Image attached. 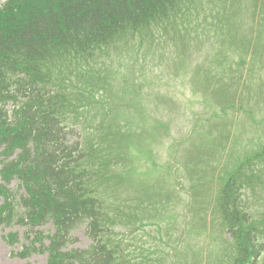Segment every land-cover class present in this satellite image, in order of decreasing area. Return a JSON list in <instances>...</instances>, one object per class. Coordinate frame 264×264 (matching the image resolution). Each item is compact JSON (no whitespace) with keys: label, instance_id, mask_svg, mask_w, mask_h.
I'll list each match as a JSON object with an SVG mask.
<instances>
[{"label":"trees","instance_id":"trees-1","mask_svg":"<svg viewBox=\"0 0 264 264\" xmlns=\"http://www.w3.org/2000/svg\"><path fill=\"white\" fill-rule=\"evenodd\" d=\"M193 1L61 0L56 14L27 20L30 11L26 3L17 11L13 6L0 9V120L6 116L3 100L5 94L9 95L11 79L28 71L27 82L23 76L16 86L23 89L21 97L28 99L23 114L29 121L12 124L16 126L10 135L13 138L0 128L5 150H21L15 163L4 166L2 175L6 179L14 176L26 184L31 201H35L34 214L62 229L52 241L50 264H125L126 252L107 234L119 214L110 217L91 184L94 173L83 164L91 162L93 150L81 130L67 128L68 118L76 114L81 98L78 92L101 98L105 83L120 75L117 58L129 54L146 34L173 24ZM49 65L66 71L55 81ZM74 136L79 139L74 140ZM103 139L111 141L106 136ZM108 143L113 145V141ZM3 190L0 187V194L8 202L5 210L12 209V192ZM24 203L28 205L29 200L26 198ZM232 215L235 221L239 219L238 213ZM83 224H88L89 237L94 241L90 249L73 256L61 254L70 230ZM238 239L240 253L235 264H245L247 253L242 238ZM56 252L65 259L59 261Z\"/></svg>","mask_w":264,"mask_h":264},{"label":"rangeland","instance_id":"rangeland-1","mask_svg":"<svg viewBox=\"0 0 264 264\" xmlns=\"http://www.w3.org/2000/svg\"><path fill=\"white\" fill-rule=\"evenodd\" d=\"M4 2H6V0H0V4H3ZM50 2L54 3L55 0H50ZM203 2H205L203 9L196 6L191 7L190 11L186 9L178 18L179 21L176 24L178 33L185 36L189 42L191 40L203 38L213 39L216 36L215 22L217 21L219 8H225L226 13L228 14L227 18L230 21V24L225 27L230 29V27L234 25L233 31H235L238 24H234L235 21L231 17L233 13L241 15L242 18L244 13L243 7L245 4L246 8L251 9V15H255L256 9H258V7L255 9L254 3L256 5L261 4L259 8H263L264 6V0H202V3ZM262 13H260V16L257 17L256 20L262 17ZM245 33L247 35L248 31L246 30ZM261 36V44L264 45V31H261ZM155 42L156 43H152L153 52L142 57V60L156 64L160 68L153 67L151 70H148L147 72L143 71L142 73L137 70V74L139 75L137 86L139 87L141 97H139L135 103H132V106L133 108H137L139 118H147L149 116L148 113H150L158 122L169 121V123L165 130L163 128H158L161 132V144L157 143L159 142L160 134L154 133L149 138V141H147V145H139L140 149L143 151L152 150L148 156L143 155L142 152L138 150L135 152L137 156L136 163L142 167L141 171L153 168L158 163V167L156 168L158 172L153 169L152 178L141 174L140 179H137L136 177L131 179L134 184H139L142 181L146 182L148 184L147 192L152 190L159 181L166 179V186L173 193V198L170 201V209L168 210L171 215L155 217L156 224H159L161 228L145 226L146 228L141 232V236H146L147 239L139 243L143 245L144 248H152L153 258L156 256L161 258V261L157 264L166 263L163 260L162 254L171 252L176 246L178 247L176 258V262H178L177 264L187 263L186 259L188 257L190 258V264L194 261H196V264H221V262L228 261L225 254H231L232 250L229 243V241L231 242L230 237L220 229L217 217L212 213L214 206L217 204V196L212 197L214 193H211L206 190L205 187L202 188L200 186H197L200 188L199 191L186 196L184 192H194L196 185L195 183L193 186L189 185L188 182L190 179L188 174L184 172L183 167H181V171L183 170L182 172L178 170L176 171V179L172 177L171 181H169V178L164 176L168 174V171L171 172L170 168L173 170L174 165H176L174 157L177 155L181 147L180 144L176 147L170 146L172 140L175 138H181V136L188 131L187 129L193 123V118L196 113H203V115L208 116L210 110L206 105L195 101L196 99L188 87L183 86L182 88H179L172 82V77L164 76V74H167L165 72L167 69L158 63L161 62L160 53L162 51L166 53H176V50L171 48V38H168L165 32L159 31L155 37ZM180 46L182 45L180 44ZM232 50L235 51V53L232 54ZM236 52V47L232 45L229 50V57L231 59L234 58ZM217 60V56H213L209 60H201L194 63L193 69H200L207 65L215 64ZM143 63L144 62L141 61V64ZM230 66H233L231 62L228 63L227 71ZM247 69L248 66L246 63L242 64L240 65L239 71L234 69L233 72L228 73L227 78L231 81L239 80L234 79V77L238 73ZM200 74L204 75V72L202 71ZM181 84L182 83L180 82L178 85ZM123 85L122 80L116 82L117 89L121 88ZM240 85H242L241 82ZM260 98L261 96L258 90L254 89L255 102ZM83 102L86 103V100L83 99ZM211 107L219 110V108L215 106ZM141 109L143 111L139 112ZM95 111L97 110L94 109L93 112ZM98 111L103 114L102 111ZM211 112H214L212 108ZM79 115L86 116L84 111H80ZM254 118L256 122H260L262 116L255 113ZM121 120L127 125V120L133 121V118L128 114L127 118L124 117L123 119L121 117L119 121ZM126 125L124 128H126ZM217 125L218 124L215 123L214 126ZM237 125L241 130V134L238 135V138L243 142L242 145L246 150L255 152L260 147L264 146V123H255L246 115H241L239 116ZM237 125H234L235 128H237ZM135 129L143 134V131L139 129L138 126H135ZM208 129L210 131L218 132V128H215L210 124L208 125ZM185 130L187 131L185 132ZM131 132L133 133L134 131ZM220 141L221 137L215 136L214 152L219 150ZM242 145L238 146L240 151L243 148ZM219 155L218 152L217 156L219 157ZM1 159L3 158L0 157V160ZM188 162L189 164H195V161H192L191 158ZM109 166V171H114L115 164L110 163ZM125 166H121L118 170H123V167ZM190 172L191 174L195 172L194 166L190 167ZM176 183L181 184V187L184 188L180 194L176 192ZM182 183H185V185ZM245 199L250 202L254 208L253 215L260 223L258 228L263 231L264 177H262L261 180H254L253 183L248 186ZM190 214L191 218L188 217ZM148 215L151 216L150 213H148ZM149 222H153L150 217L144 220L145 224ZM137 224L139 226V223ZM122 228L124 230L128 229L123 226ZM139 228L140 227L137 228L136 234H138ZM185 228L187 229V233L184 230ZM43 229L48 231L51 230L49 226ZM14 232H18L20 240H23L25 227L19 226L16 222L0 227V264H47V257L44 254H33L29 258L18 257V244L12 247L6 241L7 235ZM128 233H131L130 230ZM262 236L263 237L261 238L264 242V234ZM89 244L90 241L84 236L83 231H78L74 234L72 242L69 244V248L80 250L87 248ZM155 252H162V254L159 253L154 255ZM143 255L146 257L149 254L143 250Z\"/></svg>","mask_w":264,"mask_h":264}]
</instances>
